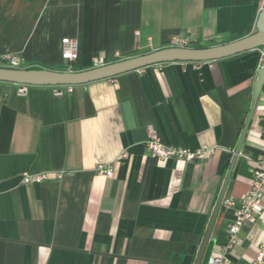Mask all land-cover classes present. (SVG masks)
<instances>
[{"label":"crops","instance_id":"obj_1","mask_svg":"<svg viewBox=\"0 0 264 264\" xmlns=\"http://www.w3.org/2000/svg\"><path fill=\"white\" fill-rule=\"evenodd\" d=\"M264 0H0V55L22 67L77 71L171 47L228 43L256 32ZM76 38L70 68L62 39ZM100 57L98 64L94 58ZM66 64V65H65ZM261 67L260 49L204 62L151 65L82 85L0 82V264H193L224 183ZM62 90L61 94L56 91ZM264 90L203 264L224 253L236 208L264 156ZM214 149L187 162L147 147ZM111 167L113 176L99 172ZM27 174H47L28 182ZM255 221L225 252L253 264Z\"/></svg>","mask_w":264,"mask_h":264},{"label":"water","instance_id":"obj_2","mask_svg":"<svg viewBox=\"0 0 264 264\" xmlns=\"http://www.w3.org/2000/svg\"><path fill=\"white\" fill-rule=\"evenodd\" d=\"M256 32L243 38L214 46L190 47L171 46L149 53H143L123 60L96 66L80 71H59L46 68H10L0 66V82L25 84L31 86H68L82 85L111 78L123 73L139 70L151 65L168 62H204L228 58L255 49L264 50V10L260 12ZM264 90V64L258 69L253 88V99L245 119L241 134L231 159L224 183L219 193L215 208L210 216L193 264H203L210 244L218 216L223 205L226 191L242 152L249 128Z\"/></svg>","mask_w":264,"mask_h":264},{"label":"built area","instance_id":"obj_3","mask_svg":"<svg viewBox=\"0 0 264 264\" xmlns=\"http://www.w3.org/2000/svg\"><path fill=\"white\" fill-rule=\"evenodd\" d=\"M264 10V2L262 6ZM63 58L69 63L70 68L79 58L80 43L76 38L66 37L62 39ZM190 41L180 36H173L172 46H189ZM261 66L264 64V50L261 48ZM101 60L100 57L94 58L96 64ZM25 64V60L13 53L0 55V66L10 68H21ZM16 93L19 95H26L31 85L15 84ZM73 85H68L69 90H72ZM57 94H61L62 90L56 91ZM150 136L147 141L148 149L158 158L163 160L176 159L184 160L187 162H193L195 160H201L208 157L214 152V149L207 146H203L197 150H191L185 147H177L165 144L160 136L159 132L155 128H150ZM99 172L112 177L114 171L111 167L100 166ZM47 178V174H27L25 180L28 182H42ZM253 185L252 188L243 196L242 202L238 208H236L235 220L229 226L228 235L229 239L224 246V251H229L240 242L239 233L246 221H255L256 214L262 210L261 202L264 197V156L259 160L256 169L253 172ZM223 205L226 207L235 206V203L231 200H224ZM224 253L214 254L209 264H227V258ZM253 264H264V243L261 245L258 253V258Z\"/></svg>","mask_w":264,"mask_h":264},{"label":"trees","instance_id":"obj_4","mask_svg":"<svg viewBox=\"0 0 264 264\" xmlns=\"http://www.w3.org/2000/svg\"><path fill=\"white\" fill-rule=\"evenodd\" d=\"M194 47H202V46H194ZM21 68H29V67H21ZM30 69H31V68H30ZM72 69H73V71H76V69H74V68H72ZM65 70H66V69H64L63 71H65ZM261 123H262L263 128H264V117H263Z\"/></svg>","mask_w":264,"mask_h":264},{"label":"rangeland","instance_id":"obj_5","mask_svg":"<svg viewBox=\"0 0 264 264\" xmlns=\"http://www.w3.org/2000/svg\"><path fill=\"white\" fill-rule=\"evenodd\" d=\"M192 47H194V46H192ZM66 65V64H65Z\"/></svg>","mask_w":264,"mask_h":264}]
</instances>
